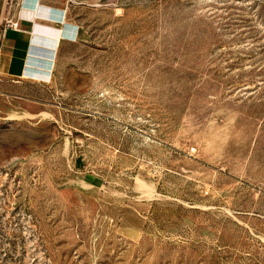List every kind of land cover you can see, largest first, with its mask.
Returning a JSON list of instances; mask_svg holds the SVG:
<instances>
[{
    "label": "rangeland",
    "instance_id": "rangeland-1",
    "mask_svg": "<svg viewBox=\"0 0 264 264\" xmlns=\"http://www.w3.org/2000/svg\"><path fill=\"white\" fill-rule=\"evenodd\" d=\"M68 3L0 76V264H264V0Z\"/></svg>",
    "mask_w": 264,
    "mask_h": 264
},
{
    "label": "crops",
    "instance_id": "crops-1",
    "mask_svg": "<svg viewBox=\"0 0 264 264\" xmlns=\"http://www.w3.org/2000/svg\"><path fill=\"white\" fill-rule=\"evenodd\" d=\"M68 0H0V76L46 80L60 44L76 37Z\"/></svg>",
    "mask_w": 264,
    "mask_h": 264
}]
</instances>
